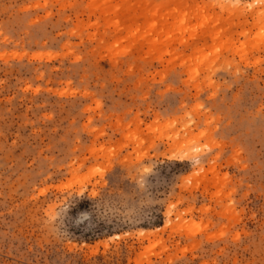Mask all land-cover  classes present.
<instances>
[{"label":"rangeland","instance_id":"374dc122","mask_svg":"<svg viewBox=\"0 0 264 264\" xmlns=\"http://www.w3.org/2000/svg\"><path fill=\"white\" fill-rule=\"evenodd\" d=\"M0 264H264V0H0Z\"/></svg>","mask_w":264,"mask_h":264},{"label":"bare ground","instance_id":"6f19581e","mask_svg":"<svg viewBox=\"0 0 264 264\" xmlns=\"http://www.w3.org/2000/svg\"><path fill=\"white\" fill-rule=\"evenodd\" d=\"M235 2H237V3H240V2H241V0H235Z\"/></svg>","mask_w":264,"mask_h":264}]
</instances>
